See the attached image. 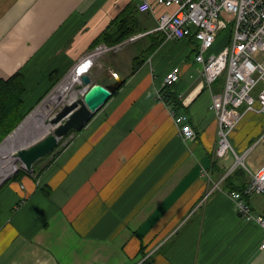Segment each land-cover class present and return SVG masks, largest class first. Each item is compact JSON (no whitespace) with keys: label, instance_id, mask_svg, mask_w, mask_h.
I'll list each match as a JSON object with an SVG mask.
<instances>
[{"label":"crops","instance_id":"crops-1","mask_svg":"<svg viewBox=\"0 0 264 264\" xmlns=\"http://www.w3.org/2000/svg\"><path fill=\"white\" fill-rule=\"evenodd\" d=\"M140 1L0 0V79L21 72L32 101L127 7L144 33L94 63L92 80L110 83L115 74L123 83L84 127L19 184L0 185V264H264V228L238 215L228 194L247 175L237 169L214 187L228 171L213 158L218 125L209 108L223 82L206 86L189 56L193 38L175 40L185 45L175 52L153 30L173 7L148 0L152 10L140 11ZM127 45L137 51L109 57ZM173 65L181 75L168 87ZM172 112L187 115L194 138L179 134ZM263 127L264 114L247 111L231 145L244 152ZM247 202L264 216V195Z\"/></svg>","mask_w":264,"mask_h":264},{"label":"built area","instance_id":"built-area-1","mask_svg":"<svg viewBox=\"0 0 264 264\" xmlns=\"http://www.w3.org/2000/svg\"><path fill=\"white\" fill-rule=\"evenodd\" d=\"M156 3L173 9L160 14L153 30L160 31L164 40L193 38L197 41L193 60L201 65V75L207 87L224 75L222 90L214 93L209 106L218 125L213 158L231 152L236 161L214 187H218L237 165H243L248 180L242 188L232 189L228 194L242 218L254 219L264 228V216L253 212L247 202L249 196L264 194V164L255 171L248 169L244 163L247 151L238 154L230 143L231 132L247 111L264 114V0H156ZM137 8L151 11L152 4L141 0ZM228 24L231 33L227 44L217 53L206 54L218 32ZM140 34L144 33L127 39L133 40ZM122 44V41L96 44L63 75L61 82L67 79L63 83L67 88L81 83V76L90 72L101 55L118 50ZM181 70L178 65L171 66L164 75L163 84L170 86L177 82ZM64 97L66 94L63 95L65 101ZM172 115L179 134L194 138L195 131L187 123V115H174L173 112ZM260 246L264 248V238Z\"/></svg>","mask_w":264,"mask_h":264},{"label":"water","instance_id":"water-1","mask_svg":"<svg viewBox=\"0 0 264 264\" xmlns=\"http://www.w3.org/2000/svg\"><path fill=\"white\" fill-rule=\"evenodd\" d=\"M112 76H114V80L106 84L92 82L88 74L81 76L83 87L79 93L58 105L50 115L51 129L20 145L12 152V155L21 161L23 168L31 171L37 160L53 150L59 138L72 130L77 131L84 127L93 114L108 101L123 83L121 77L115 74Z\"/></svg>","mask_w":264,"mask_h":264},{"label":"rangeland","instance_id":"rangeland-1","mask_svg":"<svg viewBox=\"0 0 264 264\" xmlns=\"http://www.w3.org/2000/svg\"><path fill=\"white\" fill-rule=\"evenodd\" d=\"M230 33H231V26L228 24L226 27L222 28L219 32H218V35L216 36V40L215 42L213 43V48L214 47H217L218 51H220L224 46L225 44H227L228 40H229V36H230ZM167 41V40H166ZM179 41V40H178ZM180 43L181 42H177L175 40H170L168 45L169 46H173V51H177L176 50V47H180V48H184V46H180ZM191 48L189 50V56L191 57H194V54H195V51L192 50L193 48V44L188 42L187 43ZM211 46V47H212ZM130 47H133V50L134 51H137V49L131 45V46H126V48L124 47L122 50L118 51V52H115V53H112V54H109V57L110 58H114V59H119V58H124V53L130 49ZM210 47V48H211ZM212 48V50H213ZM184 59L182 56L181 57H178L176 59V61L178 62V65L179 63L182 64L184 62ZM98 61V60H97ZM96 61V62H97ZM93 68V67H92ZM91 72V70H90ZM90 72L88 73V75L90 74ZM106 74L107 72L105 71L104 74H102V79H107L106 77ZM220 81L223 82V79H224V75H221V77L219 78ZM92 80V79H91ZM67 79H64L62 82L61 80H59L47 93L46 95L39 101L37 102L36 104H34V106H32V108L25 114L24 116V120L22 119L18 124L17 126L8 134L11 135V133H13L26 119V117L28 115H30V113L35 110L37 108V106L41 105L42 102H44V100L46 101L47 99L53 97V96H56V98L54 99L55 101L51 103L52 105V108L51 111L48 113V117L54 112V109H56L58 107V105L62 104L63 102H66L68 101L73 95L75 94H78L79 91L82 89V84L81 83H74L72 86H69L67 88V86L65 87L64 91L62 93H58V89L62 88L63 86H65V84H63L64 82L66 83ZM92 82H96L94 80H92ZM67 88V89H66ZM66 94V97L65 98V101L63 100V95ZM52 99V98H51ZM50 100V99H49ZM236 129V128H235ZM73 132V131H72ZM42 134V133H41ZM71 135V132L69 133ZM66 134L64 135L63 137L59 138L58 140V143L57 145L53 148V150L48 153L47 155H45L43 158H41L40 160L41 161H46L47 159H49L50 157V154H54L55 152L59 151L60 148H63L64 146V143L66 142L67 139H69L71 136ZM7 136V137H8ZM34 137V136H33ZM32 137V138H33ZM32 138H28V140L32 139ZM6 139V138H5ZM3 139L0 144L5 140ZM27 140V141H28ZM236 149V152L238 154H242L244 153L245 151H247V154L244 158V163H245V166L252 170V171H255L257 168L260 167V165L264 162V127L262 128L261 132L259 134H257L254 138L251 139V141L249 142L248 144V148L242 152L240 151L237 147H235ZM52 154V155H53ZM219 159H221L225 165V168L228 170L233 166L235 165V161H236V158L235 156L230 152V153H227L226 155H224L223 157H219ZM39 160V163L41 162ZM38 162V161H37ZM36 162V163H37ZM16 166V168L11 171H8L9 174H7L6 176H4V172H5V168L4 167L3 169L0 170V185L4 182V181H16L18 184L20 183L19 179H22L23 176H26V175H31L32 174V171H29V170H26L25 168H21L22 167V163L19 159H17L16 163L14 164ZM34 165V164H33ZM41 165V164H40ZM21 168V172L19 174V176L17 177H10L11 175H13L15 173V171L18 169ZM236 169L235 170H240V171H243L246 175H247V170L245 169V167L242 165V166H236L235 167ZM243 169V170H242ZM10 177V178H9ZM21 177V178H20ZM264 195V194H262Z\"/></svg>","mask_w":264,"mask_h":264},{"label":"trees","instance_id":"trees-1","mask_svg":"<svg viewBox=\"0 0 264 264\" xmlns=\"http://www.w3.org/2000/svg\"><path fill=\"white\" fill-rule=\"evenodd\" d=\"M137 21L138 15H136L134 8L132 6L127 7L94 39L92 47L101 42L109 44L121 42L131 34L140 32V29L136 26ZM159 43L160 41L157 42V44ZM133 60V65L136 66L138 64V58L135 57ZM58 79L52 81L34 101L29 100L27 96L21 72H16L8 78L0 79V142L17 126L32 106L46 95L57 83ZM165 97H168V100L172 102L176 100V98L169 93L163 96L164 99ZM20 172L21 170H18L12 177H17ZM227 178H229V176H227ZM147 263L148 261L144 262V264Z\"/></svg>","mask_w":264,"mask_h":264},{"label":"bare ground","instance_id":"bare-ground-1","mask_svg":"<svg viewBox=\"0 0 264 264\" xmlns=\"http://www.w3.org/2000/svg\"><path fill=\"white\" fill-rule=\"evenodd\" d=\"M65 87L66 86H63L62 88L58 89V93H62ZM56 96L51 97L52 99L49 98L50 100H44L41 105L37 106V108L26 117L25 121L20 126L13 133H11V135L6 137V139L0 144V168L3 169L6 167L4 169V176L9 174L8 171H11L12 169L14 170L16 168L14 164L16 163L17 158L12 155V152L20 145H23L33 138L41 135V133L43 134L44 132L51 129L52 124L49 122L50 116L48 117V113L51 111V109H53L51 103L55 101L54 99ZM73 97L74 95L71 98ZM28 138L32 139L28 140ZM147 264H150V262Z\"/></svg>","mask_w":264,"mask_h":264}]
</instances>
